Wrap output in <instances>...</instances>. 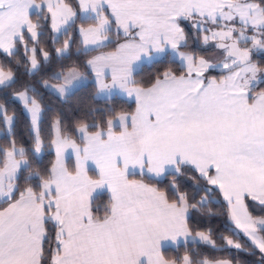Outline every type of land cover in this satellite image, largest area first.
Returning <instances> with one entry per match:
<instances>
[{
	"label": "snow or ice",
	"instance_id": "snow-or-ice-1",
	"mask_svg": "<svg viewBox=\"0 0 264 264\" xmlns=\"http://www.w3.org/2000/svg\"><path fill=\"white\" fill-rule=\"evenodd\" d=\"M77 35L88 58L50 70ZM0 53L6 97L20 66L49 68L7 100L27 142L0 103V264H241L232 250L264 264L250 211L264 212V0H0ZM89 82L105 107L72 126L54 115L44 135L40 89L66 98ZM210 205L227 217L219 235L196 220Z\"/></svg>",
	"mask_w": 264,
	"mask_h": 264
},
{
	"label": "trees",
	"instance_id": "trees-1",
	"mask_svg": "<svg viewBox=\"0 0 264 264\" xmlns=\"http://www.w3.org/2000/svg\"><path fill=\"white\" fill-rule=\"evenodd\" d=\"M79 24V22H78ZM51 33H46L45 36L42 38L45 44L48 47H53L52 45L48 44L50 40ZM63 43V38H61V42L56 44L54 47H61ZM80 37L77 35L75 36V42L72 45V48L67 55L66 58L55 59L50 66V70L52 71H59L61 69V65H72L74 63L82 64L85 59L84 55L77 56V49L80 47ZM212 53L211 51L202 52V55ZM96 53H91L90 55H95ZM53 55L55 53L53 52ZM7 59L4 54L0 53V63H7ZM22 59V58H21ZM13 67H16L15 61L13 60ZM160 67V66H158ZM173 67H175L173 65ZM83 71V69H81ZM49 71V68L42 69L41 72L37 73L35 77L25 75V69L23 66H20L18 69V80L19 83L14 86L13 89H7L6 93L8 96L6 97L5 93H0V103H5L10 97L12 91L15 88L19 87V84L24 82L35 83L39 81L42 77L46 78V73ZM153 69L145 68L144 71L140 72L137 75L138 80H143L148 82L151 78V72ZM215 74V73H213ZM259 90V89H257ZM41 95L43 97L42 106L46 109L45 113V121L42 125L43 134H48V123L50 119L54 116L59 114L64 119L65 123L69 126H72L75 122L80 120L84 117L85 113L88 112L90 109H97L105 107V104L101 100L94 99L95 88L92 83H88L86 87L80 88L75 94L70 95L64 99L58 97L57 95L52 94L49 91L44 89H40ZM117 109H123L125 111H133L135 109V104L130 101H126L122 98H117L114 105ZM7 107L9 110V114H12L15 111L17 115V124H16V133H17V140L22 142H27L29 140L28 131H27V117L21 111V106L17 102H7ZM89 122H91L89 120ZM6 141L0 140V144H4ZM51 158V157H48ZM47 162V161H45ZM169 180L171 177L168 178ZM180 184L184 187H187L191 181L187 179V177H178ZM167 183V181H165ZM107 200V195H102L97 200L98 204H103ZM222 203V201H221ZM212 211L215 213L213 216L207 215H200L196 214V220L200 221L201 228H212L213 231L219 235L221 232L224 231V223L227 219L226 215L223 214L224 209L220 205H210ZM206 211V210H205ZM250 211L253 212V215L261 216L264 215V212H261L257 208H250ZM228 235V233H224ZM241 242H243V238H241ZM206 254H209V249H201ZM170 256L174 255L173 252L168 253ZM220 255V254H217ZM235 260H239L241 264H258V260L260 258V254L257 250L256 255H249L245 252H236L232 250V257Z\"/></svg>",
	"mask_w": 264,
	"mask_h": 264
},
{
	"label": "rangeland",
	"instance_id": "rangeland-1",
	"mask_svg": "<svg viewBox=\"0 0 264 264\" xmlns=\"http://www.w3.org/2000/svg\"><path fill=\"white\" fill-rule=\"evenodd\" d=\"M205 55L209 56V57H215L216 54L214 52H212V53H208V54H205ZM50 83H55V81H50ZM62 99H64V98H62Z\"/></svg>",
	"mask_w": 264,
	"mask_h": 264
},
{
	"label": "crops",
	"instance_id": "crops-1",
	"mask_svg": "<svg viewBox=\"0 0 264 264\" xmlns=\"http://www.w3.org/2000/svg\"><path fill=\"white\" fill-rule=\"evenodd\" d=\"M119 98H122V99H124V100H126V101H130V100H128V99L125 98V97H119ZM130 102H132V101H130Z\"/></svg>",
	"mask_w": 264,
	"mask_h": 264
}]
</instances>
